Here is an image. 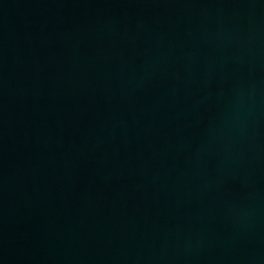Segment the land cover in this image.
I'll return each instance as SVG.
<instances>
[{"label":"water","instance_id":"water-1","mask_svg":"<svg viewBox=\"0 0 264 264\" xmlns=\"http://www.w3.org/2000/svg\"><path fill=\"white\" fill-rule=\"evenodd\" d=\"M0 264H264V0H0Z\"/></svg>","mask_w":264,"mask_h":264}]
</instances>
